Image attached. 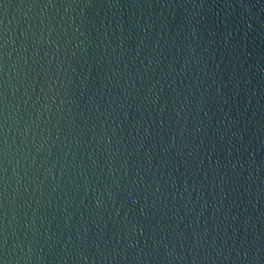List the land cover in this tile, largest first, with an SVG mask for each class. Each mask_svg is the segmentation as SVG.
Returning <instances> with one entry per match:
<instances>
[{"label":"water","instance_id":"1","mask_svg":"<svg viewBox=\"0 0 264 264\" xmlns=\"http://www.w3.org/2000/svg\"><path fill=\"white\" fill-rule=\"evenodd\" d=\"M0 264H264V0H0Z\"/></svg>","mask_w":264,"mask_h":264}]
</instances>
